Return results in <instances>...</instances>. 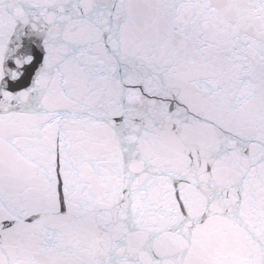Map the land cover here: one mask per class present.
Wrapping results in <instances>:
<instances>
[{"label": "snow or ice", "instance_id": "obj_1", "mask_svg": "<svg viewBox=\"0 0 264 264\" xmlns=\"http://www.w3.org/2000/svg\"><path fill=\"white\" fill-rule=\"evenodd\" d=\"M0 264H264V0H0Z\"/></svg>", "mask_w": 264, "mask_h": 264}]
</instances>
